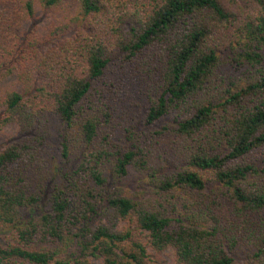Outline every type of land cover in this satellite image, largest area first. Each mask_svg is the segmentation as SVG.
<instances>
[{"label": "trees", "instance_id": "16d2710c", "mask_svg": "<svg viewBox=\"0 0 264 264\" xmlns=\"http://www.w3.org/2000/svg\"><path fill=\"white\" fill-rule=\"evenodd\" d=\"M7 131L0 264H264V0H0Z\"/></svg>", "mask_w": 264, "mask_h": 264}, {"label": "rangeland", "instance_id": "374dc122", "mask_svg": "<svg viewBox=\"0 0 264 264\" xmlns=\"http://www.w3.org/2000/svg\"><path fill=\"white\" fill-rule=\"evenodd\" d=\"M37 16L38 18L36 19V24H39V26H41V24L43 23V14H41L40 11H38ZM8 135H10L9 131L3 133V135H0V144L5 142V139L7 138Z\"/></svg>", "mask_w": 264, "mask_h": 264}]
</instances>
